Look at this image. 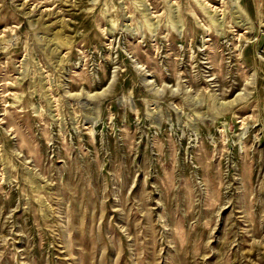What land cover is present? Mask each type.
Masks as SVG:
<instances>
[{"label": "rangeland", "instance_id": "374dc122", "mask_svg": "<svg viewBox=\"0 0 264 264\" xmlns=\"http://www.w3.org/2000/svg\"><path fill=\"white\" fill-rule=\"evenodd\" d=\"M0 264H264V0H0Z\"/></svg>", "mask_w": 264, "mask_h": 264}]
</instances>
